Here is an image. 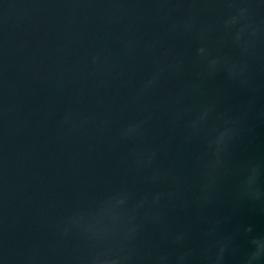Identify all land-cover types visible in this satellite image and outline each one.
<instances>
[{"label":"water","instance_id":"water-1","mask_svg":"<svg viewBox=\"0 0 264 264\" xmlns=\"http://www.w3.org/2000/svg\"><path fill=\"white\" fill-rule=\"evenodd\" d=\"M0 264H264V0H0Z\"/></svg>","mask_w":264,"mask_h":264}]
</instances>
